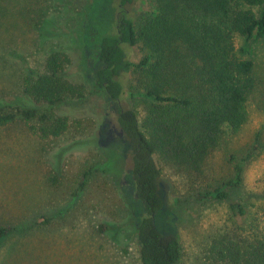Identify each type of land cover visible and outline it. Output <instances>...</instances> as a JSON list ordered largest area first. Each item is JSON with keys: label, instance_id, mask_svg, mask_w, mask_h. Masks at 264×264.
I'll use <instances>...</instances> for the list:
<instances>
[{"label": "rangeland", "instance_id": "374dc122", "mask_svg": "<svg viewBox=\"0 0 264 264\" xmlns=\"http://www.w3.org/2000/svg\"><path fill=\"white\" fill-rule=\"evenodd\" d=\"M119 2L0 0V106L34 107L22 92L23 78L29 69L42 70L56 48L71 55L69 76L88 87L85 98L34 107L70 117V129L59 138L44 141L22 120L0 126V225L15 226L0 241V264H142L137 217L143 206L135 193L131 149L117 121L119 107L133 105L134 99L127 94L116 101L99 90L90 60V30L95 25L96 41L116 36ZM129 6L126 20L130 9L140 17L154 4L133 0ZM126 49L136 62L144 53L137 45ZM249 50L256 85L246 124L237 132L225 128L221 146L199 178L164 168V205L156 223L178 235L177 264H216L208 258L214 235L228 231L249 239L254 230L264 229V38ZM250 151L254 156L244 182L229 199L199 195L229 178L235 162ZM93 168L100 170L89 173L81 187L84 172Z\"/></svg>", "mask_w": 264, "mask_h": 264}, {"label": "trees", "instance_id": "16d2710c", "mask_svg": "<svg viewBox=\"0 0 264 264\" xmlns=\"http://www.w3.org/2000/svg\"><path fill=\"white\" fill-rule=\"evenodd\" d=\"M132 1L118 4L116 36L96 41L93 25L90 60L99 90L116 101L128 94L137 102L121 105L117 121L131 149L135 193L143 206L137 217L140 261L177 264L182 255L178 235L161 231L156 223L164 205V168L199 178L221 146L225 128L237 132L248 121L249 94L256 85L249 45L264 38V0H152L153 9L140 17L130 9L131 19L126 20ZM135 45L144 52L137 62L126 51ZM71 62L69 52L56 48L48 52L42 70L29 69L22 84L28 102L54 106L85 98L86 82L68 74ZM10 104L0 106V126L22 120L33 134L49 141L72 125L66 114ZM253 156L250 151L241 157L229 178L199 195L229 199L242 186ZM94 169L84 172L81 187ZM14 230L11 224H1L0 241ZM208 258L216 264H264V229L254 230L249 239L219 232L209 244Z\"/></svg>", "mask_w": 264, "mask_h": 264}]
</instances>
